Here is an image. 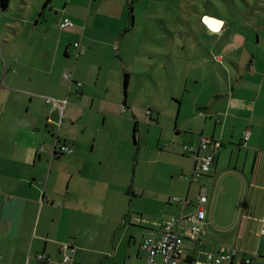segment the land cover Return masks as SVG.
Returning <instances> with one entry per match:
<instances>
[{
    "label": "crops",
    "instance_id": "1",
    "mask_svg": "<svg viewBox=\"0 0 264 264\" xmlns=\"http://www.w3.org/2000/svg\"><path fill=\"white\" fill-rule=\"evenodd\" d=\"M70 1L59 13V7L48 0L34 16L35 12L23 19L24 35L16 34L20 42L8 48L1 60L0 113L6 106L13 107L19 95L25 96L26 112L24 122L14 127L13 138L0 141V264H51L58 260L62 244L73 247L70 264H125L126 258L130 264H145L146 252L140 249L143 236L149 230L159 235L168 218L193 212L201 190L206 196L202 231L196 241L183 240L177 264L203 260L219 245L236 249L232 259L222 264H240L245 256L251 258L250 264H264V236L259 233L264 217V62L250 61L243 71L236 64V75L227 71V85L218 87L210 100L196 104L199 112H205V125L211 118L214 125L212 131L205 127L196 136H187V144L196 145L204 138L210 150L213 140L221 144L207 172H200L199 162L183 152L192 159L182 169L189 174L188 184L183 200L167 198L171 215L145 221L139 213L138 217L131 212L116 214L121 193L135 190L111 188L109 181L120 175L119 154L137 164L140 125L122 114L131 108L121 97L120 67L89 60L95 43L87 29L96 18L90 15L92 4L84 12L72 8L66 13ZM63 18L73 26L63 27ZM77 38L86 50L75 45ZM74 51L88 53V60L84 56L72 64ZM102 69L107 71L100 77ZM65 72L71 73V82L63 79ZM126 79L127 88L128 75ZM55 102L63 103L61 110ZM147 112L151 118V111ZM100 115L102 120L96 121ZM111 116L126 129L113 125L110 132L105 130ZM127 121L133 128L132 144ZM59 143L73 149L62 161L58 158L65 154L56 152ZM62 162L64 169L53 171V165ZM194 172L198 175L192 177ZM135 224L139 228L134 229ZM126 225L133 230L124 238ZM185 240L193 243L191 252Z\"/></svg>",
    "mask_w": 264,
    "mask_h": 264
},
{
    "label": "rangeland",
    "instance_id": "2",
    "mask_svg": "<svg viewBox=\"0 0 264 264\" xmlns=\"http://www.w3.org/2000/svg\"><path fill=\"white\" fill-rule=\"evenodd\" d=\"M44 1L9 0L6 8L0 5V67L7 49L20 42L16 34L24 35L22 20L40 9ZM65 2L51 0L50 3L59 7L60 13ZM88 3L92 4L90 15L96 17L92 26L87 28L91 29L95 40L89 60L118 65L123 77L127 73L130 84L124 88L122 79L120 91L131 112L125 108L122 114L135 118L140 125L137 164L134 166L128 156L124 159L119 154L116 159L120 175L109 181L111 188L135 190V193H121L116 214L131 212L136 217L141 214L145 221L165 220L171 215L167 198L183 200L186 193L189 174L182 169L192 157L183 155L182 145H188L187 136H196L205 127V131L213 129V118L208 119L210 125L206 126L205 112H199L196 104L210 100L218 87L227 85V71L236 75V64L243 71L242 67L250 61L264 62V0H71L65 8L66 13L72 8L84 12L86 7L89 9ZM54 11L51 18L55 17ZM201 14L222 18L225 22L222 31H202ZM56 17L60 18L59 14ZM208 19L215 21L217 26L213 27ZM204 20L214 31L219 30L220 21L208 17ZM116 30H119L117 34ZM105 41L109 44H104ZM76 43L80 45L81 41L77 38ZM80 47L86 50L83 44ZM84 56L88 60V53L78 55L74 51L70 60L73 64L76 59H85ZM106 71L102 69L100 77ZM24 98L19 95L13 107L6 106L0 113V141L13 138L14 127L24 122ZM147 109L151 111V118ZM98 120H102L101 115L96 118ZM130 124L127 121V128L131 127L132 144L133 128ZM113 125L126 129V125L115 116L110 117L104 128L110 132ZM68 157L70 154L58 159L62 161ZM62 169L63 162L60 166L53 165V171ZM182 191L183 195H179L178 192ZM132 226L139 228L137 224ZM123 228L125 238L133 229L128 225ZM123 244L129 250L125 241ZM185 244L187 251L191 252L193 243L185 240ZM125 261L130 264L128 258ZM178 264L186 263L181 260Z\"/></svg>",
    "mask_w": 264,
    "mask_h": 264
},
{
    "label": "built area",
    "instance_id": "3",
    "mask_svg": "<svg viewBox=\"0 0 264 264\" xmlns=\"http://www.w3.org/2000/svg\"><path fill=\"white\" fill-rule=\"evenodd\" d=\"M205 17L217 19L215 17L203 15L201 17L204 23L211 31H214L204 20ZM220 21L219 19H217ZM222 23V21H220ZM63 27H72L73 23L68 18H63ZM222 27V24H221ZM218 32V31H214ZM77 46V43H75ZM63 79L71 82L72 76L70 72H65L62 75ZM77 85L80 82L76 81ZM47 101H49L47 99ZM55 104L61 110L63 103ZM249 135V130L244 131L245 139ZM220 141H212V149L210 150L209 141L207 139H200L196 145H182V151L199 162L198 169L200 172H207L210 169L215 152L220 147ZM56 152L60 154H70L73 149L65 144H57ZM202 151V153H200ZM198 175L194 172L192 177ZM191 177V179H192ZM177 198H174L176 200ZM206 201L204 191L198 194L194 205V211L188 214L180 213L176 216L170 217L161 225L160 234L156 235L153 230L147 231L140 242V249L146 252L145 264H177L178 258L183 251V240L189 239L196 241L202 231L204 211L202 204ZM259 233L264 236V217L261 218V227ZM73 247L69 244H62L59 248L58 260L51 264H70ZM236 249L225 245H219L214 251H208L204 255L203 260H195L192 264H222L225 261L232 259L235 255ZM39 257H42L41 255ZM159 258L157 261L156 258ZM250 257H243L240 264H250Z\"/></svg>",
    "mask_w": 264,
    "mask_h": 264
},
{
    "label": "trees",
    "instance_id": "4",
    "mask_svg": "<svg viewBox=\"0 0 264 264\" xmlns=\"http://www.w3.org/2000/svg\"><path fill=\"white\" fill-rule=\"evenodd\" d=\"M8 2H9V0H0V5L2 6V8H6ZM47 3H48V0H46V1L43 3L42 6L47 5ZM203 15L211 16V15H208V14H201V16L199 17L200 23H202V21H201V17H202ZM211 17H214V16H211ZM216 18H218V17H216ZM219 19H222V18H219ZM202 26H203L208 32H214V31H211V30H210V29H209L204 23H202ZM223 26H224V25L222 24V27H223ZM222 27H221V29H222ZM221 29H220L219 31H221ZM126 77H127V74L124 73V84L127 82ZM54 153H56V152L54 151Z\"/></svg>",
    "mask_w": 264,
    "mask_h": 264
},
{
    "label": "bare ground",
    "instance_id": "5",
    "mask_svg": "<svg viewBox=\"0 0 264 264\" xmlns=\"http://www.w3.org/2000/svg\"><path fill=\"white\" fill-rule=\"evenodd\" d=\"M209 22H211V25L214 27V26H217V23L211 19H208ZM222 24V23H221ZM221 27V25H220ZM220 29V28H219ZM219 31V30H218Z\"/></svg>",
    "mask_w": 264,
    "mask_h": 264
},
{
    "label": "water",
    "instance_id": "6",
    "mask_svg": "<svg viewBox=\"0 0 264 264\" xmlns=\"http://www.w3.org/2000/svg\"><path fill=\"white\" fill-rule=\"evenodd\" d=\"M222 21V20H221ZM123 84H124V82H123ZM124 88H125V84H124Z\"/></svg>",
    "mask_w": 264,
    "mask_h": 264
}]
</instances>
